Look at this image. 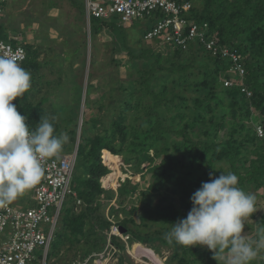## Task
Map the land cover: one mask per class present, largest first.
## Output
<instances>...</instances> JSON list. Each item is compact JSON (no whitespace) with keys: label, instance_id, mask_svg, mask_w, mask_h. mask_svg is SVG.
Segmentation results:
<instances>
[{"label":"trees","instance_id":"obj_1","mask_svg":"<svg viewBox=\"0 0 264 264\" xmlns=\"http://www.w3.org/2000/svg\"><path fill=\"white\" fill-rule=\"evenodd\" d=\"M66 1L78 13L82 9L84 14L83 6L76 8L83 2L81 3L80 0ZM176 1L178 3L189 2L191 4L190 17L197 22H206L211 31L217 32L221 44L228 46L230 50L240 55L239 63L242 65L243 75L239 76L234 68L235 64L229 57H221L220 54L213 56L198 44H189L185 50L178 47L173 48L164 56L151 48L143 47V42L140 39L133 41L135 49L129 48L128 40L124 35L122 46L127 49L129 54L135 53L131 55V59H138L142 63L141 68H136L138 86L134 89L139 88L138 92L135 93L133 90L134 93H126L124 91L126 88L123 85H128L130 82L120 83L121 88L119 87L118 90L126 94L123 97V103L118 107L117 117L110 122L108 128H104L100 133L95 132L93 137H87V130L84 129V126L91 129L96 128L98 120L89 122L82 118L77 161L71 185L82 203L76 207L75 199L71 197L63 205L55 238L49 249L47 264L56 262L71 264L72 260L77 258L84 259L105 247L108 240L119 251L124 250L125 242L118 236L110 235L113 226L123 234L130 235L128 245L133 246L137 244L136 241L143 244L149 241L169 242L166 238V234L169 233L168 228L142 235L131 228L133 220L130 217L126 216L124 219L118 220L113 216L115 213H111L114 220L110 219L109 215L100 212L102 196L108 201L113 197V193H107L102 185V180L107 179L113 172L111 161L123 154V160L130 168H139L144 156L151 159L147 152L152 151L156 156L163 154V158L159 164L161 169L158 171L147 169V172H152L151 189L159 192L167 189L170 184L177 185L178 188L175 187L174 193L181 194L183 200L185 198L187 201L180 204V210L175 208L172 201L162 206L146 203L136 209L137 215L144 221L158 216L164 225L170 228H172V224L187 216L192 207L190 200L192 194L201 187L203 182L209 180L210 172L216 175L213 170L214 162L202 176L187 182L186 173L188 171L185 173V171L176 168V154L174 151H170L172 147L168 146V139L163 134L181 136L179 143L176 146L173 145V149L184 151L185 154L182 157L189 158L190 171L194 168L199 169L206 154L212 150L211 154L217 161L226 159L229 162L230 172L235 173L239 178L238 187L247 191L264 188V136L258 137L255 129L252 132L247 129L246 140L242 139L237 143L240 145L242 141H251L256 145L259 141L262 145L259 157L249 161L247 167L244 166V162H248V160L246 158L243 160V165L240 167L244 169V172L238 170L237 163L242 158L239 157L240 152L233 151L235 148L232 143H235V140L232 137L226 140L224 146L217 144L219 149L213 142L203 139L210 132L216 133L212 130L213 127L223 128L225 113L228 110L232 120L235 121L238 117H242L239 125L241 129L244 127L241 124L248 121L249 124H261L264 130V0H202L200 7L193 6L197 0ZM118 23L120 24V22ZM89 25L92 36L99 34L102 30L116 33V28L111 25L109 20L91 19ZM148 29L149 27L145 29L144 34ZM24 48L27 58L36 57L37 52L33 50L32 46L28 45ZM144 51L149 52L145 58H143ZM114 62L118 65L117 60ZM31 63H33V70L37 71L38 65L32 59ZM33 81L32 85L34 86ZM224 81H231L232 85L226 87ZM240 87L246 88L250 92V97L241 92ZM186 89H189V94H193L191 97L193 99L183 96L182 93ZM28 92L23 98H17L13 103L17 105V111L27 118L29 127L35 129L41 118L50 121L54 112L49 115L50 111L44 108L41 101L31 102L32 94ZM190 100H193V105H197V109L186 104ZM133 101L136 103L134 104ZM186 106L189 108L187 115L185 111H182V108ZM252 108L258 114L252 112ZM158 110L169 114L165 127L160 118H163V112H158ZM133 112L136 114L131 120ZM137 112L139 113L137 114ZM206 113L210 116H207ZM189 116H193L189 123L196 128L200 126V131H203L199 138L189 132L187 124L176 129L178 121H185ZM140 120L142 123L139 124ZM134 121L139 122L135 125ZM145 125L147 128L143 129ZM206 126L210 131L205 130ZM54 127L56 130L59 129L58 126ZM144 149L146 151L143 155ZM103 156L104 161L102 162L101 157L103 160ZM208 162L211 163L210 160ZM153 191L150 190L148 193H153ZM145 194L143 192L142 195ZM162 198L166 201V196ZM259 222L264 229V214ZM171 243L177 248L181 246L175 241ZM70 252L73 254L69 259L65 255ZM181 253L190 255L191 262L200 260L201 264H209L208 259L212 252L208 249L199 252L198 249L194 251L182 246ZM172 256L176 258L179 255L173 254ZM260 263L264 264V259Z\"/></svg>","mask_w":264,"mask_h":264},{"label":"rangeland","instance_id":"obj_2","mask_svg":"<svg viewBox=\"0 0 264 264\" xmlns=\"http://www.w3.org/2000/svg\"><path fill=\"white\" fill-rule=\"evenodd\" d=\"M80 2L82 3V0H80ZM201 3L202 0H197L196 3H193V6L200 7ZM80 6H83V4L76 6V8ZM74 10L76 9H73V7H71L66 0H6L2 20L0 22V38L11 42V37H15L24 46L33 45L35 48L40 49L41 51L38 55L41 60H44L45 57L46 62L39 63V67L41 66L42 68L40 75L43 76L42 84L44 85L40 94L44 93L46 82L52 83V86L62 84L58 89L55 87L52 88V92L47 93L46 100L43 99V97H37L36 101L33 103L41 101L44 108L47 111H50L49 115H52L54 112V116H52L51 119L49 117V119L51 122L53 121L54 126L59 127V129L56 130V134H63L68 137V140L63 145V149L61 151L63 154L71 153L76 147H78L82 129L81 127L83 124L82 118L88 120L89 122L98 120L96 128L91 129L84 126V129L87 130V137H93L95 132L100 133L104 128H108L110 122L117 117V110L123 103L124 95L128 92H138L139 88L134 89L138 86L136 68H141L142 63L138 59H131V55L135 53L129 54L127 49L122 46V38L124 35L128 40L127 45L129 48L135 49L136 47L134 46L133 41L140 39V41L143 42V47L151 48L155 52H160L164 56H166L167 52L173 50V46L170 44H162L158 40H144V31L147 27L151 26L150 21H136L133 25H130L129 23L121 25L115 19H110L109 22L116 28V33H111L109 30H102L99 34H97V39H95V37L91 34L92 39H95L92 49L89 48L88 57L90 54L91 57L87 58L91 69L86 72L85 70H87V67L83 66L85 68H81L79 70L80 64L78 62V67L76 68L78 69L76 71V74L78 75L72 79V74L70 73L72 71V67L71 69L68 67L66 71V62H63L64 58L69 57L70 54L66 53L62 56L60 50H58L59 44H57L56 41L59 39L62 41L64 39H73L77 42L88 41L86 44H89V33L91 29L89 28V23H87L86 20L84 22L85 16L82 9L80 13ZM75 14L77 20L74 18ZM76 21H80L81 25ZM83 22L87 26L85 29L83 28ZM118 25H120V28H118ZM213 33L217 35L216 31H213ZM53 39L54 41H51ZM36 44L39 45L37 46ZM72 47L73 43H66L64 50L66 52H70ZM148 53V51H144L143 58H145ZM33 57H26L27 59L22 64V67L29 71L33 64L31 63V59L33 62L36 59ZM49 60H51V62H49L51 65L48 67L47 62ZM114 60H117L118 65L114 62ZM71 63L69 61L70 66ZM82 64L83 63H81V65ZM85 73L87 74V79ZM93 77H95V79H93ZM39 80L40 79H38V81ZM58 80H60L59 83H57ZM125 81L130 82L128 85L121 84L124 88H126L124 89L126 93L118 90L120 83ZM31 93L33 92L31 91ZM189 93V89H186L182 94L185 97L191 98L193 94ZM133 103L135 104L136 102L133 101ZM186 104H190L191 108L194 106V108L197 109V105H193V100H190ZM182 111H185L186 115L189 114V108H187V106L182 108ZM251 111L258 114V112L254 111V108H252ZM158 112H163L164 119L162 117L160 118L164 122L163 126L165 127L166 123H168L167 118L169 114L161 110H158ZM138 113L139 112H137V114ZM134 114H136V112L132 113L130 118L131 120ZM225 114L226 118L224 120L223 128L213 127L212 130L216 133L214 134L213 132H210L208 135L204 136L203 139L213 142L219 149L220 147L217 144L224 146L226 140L232 137L233 140H235V143H232V146L235 149L232 150L240 152L241 155L239 157L242 158L237 163V167H239L238 170L240 172H244V169L240 167L243 165V160L245 158L248 160V162H244V166L247 167L250 163L249 161L256 160V158L259 157L258 154L262 152V145H260L261 142L259 141L256 145L252 144L251 141H242V144L238 145L237 143L241 142L242 139L246 140L245 132L247 129L252 132L254 129V123L249 124L247 121V123L241 124L244 126L243 129H241L239 125L242 117H238V119L234 121L232 120L229 110ZM206 115L210 116L208 113H206ZM192 117L193 116H189L185 121L179 120L176 129L181 128L183 124H187L186 127L189 129V132L199 138L203 131H200V126L196 128L189 123ZM129 121L130 120L128 119V122ZM128 122L127 124H129ZM138 122L139 121H134L133 123L136 125ZM140 123H142V120H140L139 124ZM146 128L147 127L145 125L143 129ZM205 130L210 131L208 126L205 127ZM163 136L167 137L168 146L170 148L172 147L170 151H174L176 154V168L180 171H185V173L188 171L186 173L187 182L202 176V174L207 171V168L210 164L212 165L213 162V170L216 172V176H219L220 172H230L229 162L226 159L217 161L215 156L211 154L212 150L206 154L199 169L194 168L190 171L189 169L191 166L189 164V158L186 156V158H183L184 156L182 157V155L185 154L184 151L173 149V145L176 146L179 143L181 136L174 134H163ZM145 151L146 149H144L143 155L145 154ZM147 154L151 159L144 156L143 162L139 165V168H130L127 165V162L123 160V154L118 155L117 158L111 161L110 164L114 167L113 162L119 160V169L113 168L112 174L107 179L105 178L102 180V185L107 193H113V197L108 201L107 197H105L107 199L105 200L102 196L101 200H103V202L100 212L109 215L110 219L114 220V217L118 218V220H122L126 216L130 217L133 220V223L128 224H131V228L142 235L152 233L156 230H166L167 228L168 232H170L171 228L164 225L160 217L154 216L153 219L144 221L136 213V209L146 203H150L152 205L158 204V206H162L166 205L167 202L172 201L175 208L180 210V204L182 205L184 201H187L185 198L183 200L181 194L174 193V190L178 188L176 187L177 185L175 186L170 184L168 185V188L166 186L167 189L160 190L159 192L151 189L153 177L152 172H147V169H155L157 171L161 169L159 164L163 158V154H158L156 156L152 151L147 152ZM209 160L211 163L208 162ZM101 161H104V156L103 160L101 157ZM263 189V187L255 191H252L251 189V191L242 189L246 193L253 194L256 199L255 206L257 211L253 213L245 225L246 235L253 240L259 238V233L263 229V227L259 224V221H261V217L264 214ZM150 190L153 191V193H148ZM72 191H74L73 188ZM143 192L146 193L144 196L142 195ZM165 196L166 201L162 198ZM69 198L70 197H67L65 202ZM32 203V198L28 192L12 202V204L17 208L30 206ZM111 213H115L113 218L110 215ZM136 243L137 244H134L133 246L129 245L128 248L125 247L124 250H120L119 253L109 254V251L106 249V245L96 253L109 254V256H106V261H103L104 264H135L131 258L146 262L147 264H201L200 260L191 262L190 255L187 253H181L182 246H178L177 248L173 243L168 241L164 243L159 241H149L145 244L136 241ZM188 249L194 251L198 249L199 252H204L207 250V247L193 246L191 248L188 247ZM72 254L73 252L66 253L67 256L65 255V257L70 259L72 258ZM173 254H177L179 256L175 258L172 256ZM263 259L264 250L261 251L258 258L252 261L251 264H261L260 262H263ZM76 260H78V258ZM208 262L209 264H223L220 256L217 257V261L213 259V253H211ZM55 264L60 263L56 262ZM90 264H92V262Z\"/></svg>","mask_w":264,"mask_h":264},{"label":"clouds","instance_id":"obj_3","mask_svg":"<svg viewBox=\"0 0 264 264\" xmlns=\"http://www.w3.org/2000/svg\"><path fill=\"white\" fill-rule=\"evenodd\" d=\"M31 87V73L16 57L0 56V206L40 183L42 161L58 157L68 140L67 135H57L54 123L45 118L31 129L27 118L17 111L13 101L23 98ZM258 124L254 123V129ZM238 184L233 172H220L219 176L210 172L209 180L190 197L187 216L172 224L166 234L169 242L190 248L205 246L223 264L256 260L264 250V229L258 239L246 235V222L257 211L256 199Z\"/></svg>","mask_w":264,"mask_h":264},{"label":"built area","instance_id":"obj_4","mask_svg":"<svg viewBox=\"0 0 264 264\" xmlns=\"http://www.w3.org/2000/svg\"><path fill=\"white\" fill-rule=\"evenodd\" d=\"M85 20L107 21L115 19L120 24L130 25L135 21L150 20L151 26L144 34V40H158L173 48L185 50L189 44H198L204 51L215 56L229 57L235 64L239 76L243 75L241 57L228 46L220 43L218 36L210 30L206 22H197L190 17L191 4L176 0H82ZM6 0H0V22ZM148 21V20H147ZM15 42L16 44H13ZM0 56H15L21 65L26 60V50L19 40L11 37V42L0 38ZM224 81V86H231ZM240 91L250 97L243 87ZM258 137L264 136L261 124L255 127ZM77 149L71 153H60L42 161L44 176L30 193L32 205L15 207L12 202L0 206V264H47L49 249L55 238L57 223L67 197L75 199L76 207L81 200L72 191ZM110 235L118 236L126 244L130 235L123 234L115 226ZM109 235V236H110ZM109 254L119 250L107 241ZM109 254L92 253L84 259L73 260L71 264H104Z\"/></svg>","mask_w":264,"mask_h":264},{"label":"crops","instance_id":"obj_5","mask_svg":"<svg viewBox=\"0 0 264 264\" xmlns=\"http://www.w3.org/2000/svg\"><path fill=\"white\" fill-rule=\"evenodd\" d=\"M73 9H74V7H73ZM74 11H77V10H74ZM74 18H75V20H77L76 19V14H75ZM76 22H79L80 23V21H76ZM84 22H85V20H84ZM84 22H83V28L85 29L87 26H86V24H84ZM80 25H81V23H80ZM89 28H90V26H89ZM89 34H90V42H89V44H86V43H88V41L77 42V41H74L73 39H70V40L64 39L63 41L61 39H59L58 41H56V43L59 44L58 50H60V53H61L62 56L64 54H66V53H69L70 54V56H69L70 58L69 57H66V58L63 57L64 58L63 62H66V65H65L66 66L65 67V70L66 71H67L68 67H70V69L72 67V69H71L72 71L70 72L72 74L71 75L72 79H74L75 76L78 75V74H76V71L78 70V69H76L78 67V65H77L78 62L80 64L79 70L81 68H85L83 66H86L87 67V70L84 69L86 72H88V70L91 69L89 67V63H88L89 60H87V58H90L91 57V54L88 57L89 48L92 49V47L94 45V42H95V39H97L98 35H94L93 37H95V39H92L91 33H89ZM51 41H54V39L51 40ZM49 43H52V42H49ZM66 43H73V47L71 48L70 52H66L64 50V47L66 46ZM36 45L38 46L39 44H36ZM32 47H33V50L37 52L36 57H35L36 58L35 59V63L39 67V63L46 62L45 61V57H44V60H41L40 56L38 55V53L41 50L38 49V48H35V46H33V45H32ZM45 47H47V46H45ZM78 47H81V48H78ZM47 49H49V48H47ZM47 49H45V50L48 51ZM91 49H90V52H91ZM69 61H70V63L71 62L73 63V64L71 63V66L69 65ZM49 62H51V60H49L47 62L48 67L51 65V63H49ZM81 63H83V64L81 65ZM21 67H22V64H21ZM41 69H42L41 66L36 69L37 71L33 70V68L29 69V72L31 73V76H32V80H34L33 83H35L34 86L32 85V87L30 89V91H32L33 93H31V92L29 93L28 92L29 94H32V97L30 99L31 102L36 101L37 97H39V98H42L43 97V99L46 100L47 99V93L48 92H52L51 91L52 88L55 87L56 89H58L62 85V84H56L55 86H52V83L46 82L45 89H44L45 91H44L43 94H40L42 87L44 88V85L42 84V80H43L42 78H43V76L40 75ZM68 73H69V70H68ZM94 76H96V75H94ZM38 79H40V80L38 81ZM86 79H87V74H86ZM93 79H95V77H93ZM59 81L60 80H58L57 83H59Z\"/></svg>","mask_w":264,"mask_h":264},{"label":"bare ground","instance_id":"obj_6","mask_svg":"<svg viewBox=\"0 0 264 264\" xmlns=\"http://www.w3.org/2000/svg\"><path fill=\"white\" fill-rule=\"evenodd\" d=\"M113 168L115 169H119V160H117V161H114L113 162ZM131 258V257H130ZM133 261H134V263L135 264H147L146 262H142V261H139V260H135V259H133V258H131Z\"/></svg>","mask_w":264,"mask_h":264}]
</instances>
